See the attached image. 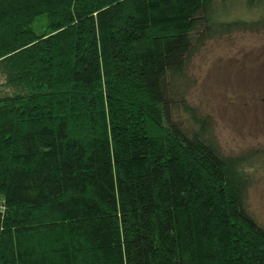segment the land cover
<instances>
[{"label":"trees","instance_id":"trees-1","mask_svg":"<svg viewBox=\"0 0 264 264\" xmlns=\"http://www.w3.org/2000/svg\"><path fill=\"white\" fill-rule=\"evenodd\" d=\"M219 1L0 0V264H264L258 151L186 99Z\"/></svg>","mask_w":264,"mask_h":264},{"label":"rangeland","instance_id":"rangeland-1","mask_svg":"<svg viewBox=\"0 0 264 264\" xmlns=\"http://www.w3.org/2000/svg\"><path fill=\"white\" fill-rule=\"evenodd\" d=\"M215 8L223 17L212 22L235 26H211L197 45L186 67V99L224 154L258 151L259 162L248 168L252 181L246 202L264 226V21L259 18L264 16V0L251 6L245 0H224ZM44 25L42 19L33 28L41 32Z\"/></svg>","mask_w":264,"mask_h":264}]
</instances>
